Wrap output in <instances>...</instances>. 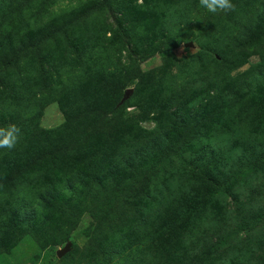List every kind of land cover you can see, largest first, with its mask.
<instances>
[{
  "label": "rangeland",
  "instance_id": "obj_1",
  "mask_svg": "<svg viewBox=\"0 0 264 264\" xmlns=\"http://www.w3.org/2000/svg\"><path fill=\"white\" fill-rule=\"evenodd\" d=\"M147 1L51 0L46 9L39 6L40 0H5L2 3L0 66L9 59L13 61L0 74V127H3V119L11 122V118L18 117L21 102L31 100L38 111L32 116L31 124L40 131L33 134L35 139L30 142L31 146L24 151L20 148L17 157L12 156L14 163L5 165L8 151L0 153V220L10 228L1 233L0 264H109L108 257L114 253L113 249L109 252L103 249L106 240L107 243L115 242L125 236L127 241L135 243L149 237H142L141 218L147 216L149 208L161 207L162 210L163 205L155 198L169 202L203 188L205 168H198V163H195L197 167L187 164L182 168L181 155L186 156L185 162L191 154L203 160L207 157L201 155L202 145L227 148L232 143L237 151L238 143L242 146L245 140L264 139V76L258 75L264 66V0H232L235 9L242 8L241 34L247 44L238 68H235L236 62L198 68L201 61L196 57L213 34L220 37L227 25H220L219 21L229 24L230 33L237 31L234 11L210 13L200 6L199 0H189L190 21L163 32L157 30V18L146 13ZM165 1L172 3L174 0ZM211 14L214 16L210 17ZM97 33L106 44L104 51L92 37ZM86 48L93 51L89 53ZM89 55L97 60L101 72H89ZM71 70L75 75L100 76L86 91L67 88L64 94L60 93L65 95L62 98L68 104L71 101L67 111L62 109L57 97L48 98L44 103L50 85L68 78ZM226 72L237 77L232 80L236 86L240 82L246 87L244 81L253 77L261 84L253 90L247 88L237 92L235 101L241 98L243 101L235 110L233 105L229 110L228 106L223 108L210 102L200 112L202 119L196 123V132L189 134L190 131L176 121L173 111L179 107L183 108V114L195 111L192 108L195 100L205 99L206 93L212 90V80ZM243 73L245 76L238 78ZM186 75L188 87L197 86L190 100L185 104L178 101L160 104L163 80L171 82L167 80L169 76ZM3 81L12 83L17 92L9 91ZM227 87L224 84L221 89ZM128 88L131 93L123 100ZM209 94L214 96L212 92ZM244 104H247L246 112ZM228 117L240 120L248 129H241L239 134L227 130L232 123L228 122ZM151 134L153 138L159 137L157 143L150 142ZM22 137L25 138L24 134ZM134 140L140 148V161L147 160L144 150H154L156 158H161L163 153L159 148L171 149L167 160L172 172L164 178L166 173L162 171L161 177L153 175L152 182L147 179L127 188L124 194L133 192V197L138 199L128 203L121 197L115 205L119 215L117 225L105 228L101 224L106 219L96 217V206L107 204L128 173L120 165V157H124L122 160L127 157L132 168H139L140 161L130 157L129 149L116 156L127 142L130 144ZM210 155L207 152V156ZM99 172L106 178L97 187L86 174ZM238 182L246 189L242 184L244 178ZM27 188L34 191L25 194L23 191ZM167 192H174V196L163 198ZM230 193L221 197L216 207L220 219L228 215L218 222L220 225L231 223L227 241L233 247L225 252L211 253L202 242L203 237L209 235L206 229H200L199 237L197 234L190 236L188 246L180 248L179 255L170 257L159 252L161 255L156 253V256L163 257L165 264H206L209 259L212 264H264V254L251 258V250H264V222L253 223L251 218L248 231L235 236L232 223L237 207ZM21 196H28L26 202L20 201ZM241 207L247 208L245 204ZM256 208L264 211V206L256 205ZM32 209L38 211L37 225L28 227L18 220L16 213ZM205 227L209 228L207 223ZM168 238L159 239L166 243ZM196 239L199 243H194ZM67 242H71L70 250L57 257L56 251ZM211 244L217 245L214 239ZM150 246L144 247L148 253ZM241 254L245 261L240 259ZM119 256H126L128 262L125 264H151L154 258L150 254L136 263L135 254ZM122 261L124 263L125 259Z\"/></svg>",
  "mask_w": 264,
  "mask_h": 264
},
{
  "label": "trees",
  "instance_id": "obj_2",
  "mask_svg": "<svg viewBox=\"0 0 264 264\" xmlns=\"http://www.w3.org/2000/svg\"><path fill=\"white\" fill-rule=\"evenodd\" d=\"M51 0H40V7L42 9H46L47 6L51 3ZM189 0H174L172 3H167L165 0H148L146 13H149L151 16L157 18L159 27L157 30H161L163 32H170L172 27L180 26L187 24L190 21V8L189 12L188 2ZM2 3H5V0H0V10L3 6ZM11 14L5 16L9 17ZM234 15L236 16V22L234 21L236 32L230 33L229 24L225 20H221L218 23L220 25L226 24L227 26L222 29L221 33L219 34L220 37H216L215 34L211 36L210 40L206 41V45H204L196 54L197 59L201 61V66L198 68H204V66H214L220 65L221 62L224 64H233L237 63L235 68H238L242 64L243 58V51L245 49V41L242 39V32H241V19H242V8L235 9ZM214 16L213 14L210 17ZM209 17V15H208ZM4 18V17H3ZM1 18V19H3ZM222 23V24H221ZM206 33L204 34V36ZM203 36V38H204ZM93 39L99 45L100 50H106V44L102 40H100V35L92 36ZM106 37V35H104ZM89 53L93 50L91 48H86ZM92 56L89 55V64L87 65L89 68V72H101L99 71L100 66L95 58H91ZM13 60L9 59V61L5 64L0 66V74H2L4 69L8 68L12 63ZM10 63V64H9ZM246 73H243L238 78H243ZM259 76H264V66L261 67L259 71ZM100 75H88L86 73L83 74H74V71L71 70V75L60 81H56L54 84L50 85L51 90H49V94L44 96V103L48 98L57 97L59 98V102L61 103V107L63 110L67 111L70 107L65 100L64 91L65 89L69 88V91L74 90H84L88 88L90 83L94 80H97ZM188 76H169L167 80L171 82H167L166 80L163 85L162 89V96L161 99L158 101L162 105H169L172 102L178 101L180 104H185V102L190 100L191 93L194 94L193 91L197 89L196 85H192V87H188L186 83V79ZM197 79V78H196ZM237 79L234 74L230 72H226L223 75H217L216 78L212 80V90L210 92L213 93L214 96H210V92L206 93V98H200L195 100V105L192 106L193 100L189 102L190 106L194 108L195 111L187 112L186 114L182 113L183 108L180 109L176 108L173 111L174 116L176 117V121L181 125L184 126L185 130L190 131L189 134H193L196 132V123H200L202 119V112L205 110V107L210 104V102L214 101L217 105H222L221 107L232 108L233 110L241 104L240 102L243 101L241 98L239 101H235L237 92H243V90H253V88L257 85H260L261 82L258 78L253 77L252 79H248L244 81V87L240 82L238 86L232 80ZM2 81V80H1ZM198 82V79H197ZM3 84L9 91L15 94L17 92L16 87L12 83H7L3 81ZM227 84L228 89L222 90V85ZM66 87V88H65ZM62 89V90H60ZM62 92V94H60ZM89 92V91H88ZM205 93V92H204ZM64 96V98H62ZM88 99H90L89 94L87 95ZM38 101V99H37ZM206 101V102H205ZM73 105V104H72ZM79 109L82 108V104L79 103ZM88 105L86 104V107ZM253 106H251L252 108ZM16 119L11 118V122L8 120H2L3 127L8 126L9 124H16L19 125L22 129V134H24L25 138H21L20 142L18 143L17 147L13 150V152L7 149H0L1 152H7L6 159L4 160L5 165L8 162H15L12 156H16L21 151L20 148H23L22 151L25 150L28 146H31L30 142H33L35 139V134L40 131L31 124L32 116H34L38 111L36 108V104L31 100H25L21 102L18 107ZM75 109V108H74ZM87 109V108H86ZM243 111H247V104L243 105ZM236 117V116H235ZM228 122L231 123L228 126L229 131L235 132L236 134L240 133L241 129H248V126L241 122L240 120L234 117H228ZM177 124V125H179ZM34 134V135H33ZM189 138L192 135H188ZM194 137H198L195 135ZM158 138H153L152 134L150 137L151 143H157ZM244 145H240L238 143L237 151L234 150L235 146L230 143L225 147H211L209 145H202L201 147V155L202 157H207V159H197L196 154H191L189 160L185 162L186 156L181 155L179 160L182 162V168L187 164H195L198 163V168L203 167L205 170L202 172V176L204 178L203 188L199 190V192H193V194L188 195L185 194L182 197L174 198L169 202H164L160 198H155V201L161 203L163 205L162 210L161 207L158 208H149L147 212V216H142V226L144 227L141 229L142 237L149 236L147 239L143 241H138L132 243L131 240L127 241L125 236H120L115 242L107 240L103 245V249L108 251L109 249H113L112 253L108 257L109 264H125L128 262L126 256H119L126 254L128 256L137 255L135 259L136 263H140L141 261L145 260L150 254L153 258L151 264H165V260L161 256L158 255L166 254V256H173L179 255L180 250L188 246V239L190 236L197 234L199 237V230L206 229L207 235L203 237L202 242L205 243L206 248H210L211 253H216L217 251L225 252L228 250L229 247H233V244L227 241V231L230 224H226L222 222L220 225L218 220L224 221L227 216H223L220 219L217 215V207L216 204L221 197L227 196V194H231L232 192L235 202V217L233 218V232L236 234L235 236L239 235L241 231H248L246 230L249 227V219L252 218L253 223H260L264 222V211H259L256 208V205L264 206V139L258 140L256 142H248L243 141ZM159 146V145H158ZM148 147V146H147ZM159 148V147H158ZM132 152L131 158L137 161H140L141 154L138 152L140 149L138 147L137 142L134 140L133 143H128L126 147L120 149L117 157L121 152ZM147 154L146 161L139 162V168L134 169L131 167V161L125 157L124 160L120 157V162L122 168L128 171L125 174V177L119 182V187L115 191V194L108 200L107 204L98 205L96 206V217H105L106 221L103 222L101 225L105 228H111L117 225L118 217L117 210L115 211L118 200L123 197L126 199L128 203H133L138 198L133 197V192L131 194L125 195L124 192L129 187H135L140 182L147 180L152 182L154 178V174L157 177H161L162 171L166 173L165 177L168 176V173L172 171L168 167V154L171 155V149H161L159 151L162 154L161 158H156L154 154V150H144ZM142 151V152H144ZM158 151V152H159ZM171 151V152H170ZM207 152H210L211 155L207 156ZM144 155V154H142ZM217 155V156H215ZM150 158V160H149ZM211 159V160H209ZM195 164V166L197 167ZM88 180H90L94 186L101 184V182H105L106 176L102 172L100 174H86ZM86 179V176H84ZM163 178V180H164ZM244 178V182L242 184L245 185L246 189L242 186H239L240 182L237 183L238 180ZM93 186V189H94ZM100 187V186H99ZM166 187H164L165 189ZM92 189V190H93ZM206 190V193H202V191ZM30 191H34L31 188L25 189L23 192L29 193ZM244 195V197H243ZM246 195V196H245ZM174 196V192H167V196H163V198H170ZM248 196V197H247ZM25 198L27 199L28 196ZM23 196L20 197L21 200H25ZM251 202L248 204V202ZM246 205L247 208H243L241 206ZM248 204V205H247ZM234 208V209H235ZM253 208V209H252ZM18 215V220L28 227H34L37 225V215L38 211L35 209L26 211L24 213H16ZM209 221H213V223H208ZM206 223L208 224L209 228H206ZM10 228L0 220V237L2 231L6 232ZM169 237L166 243L160 241L159 238L161 237ZM216 242V246L211 244L212 240ZM194 238L192 239V241ZM229 240V239H228ZM194 243H199V240L196 239ZM107 246H106V245ZM150 244V252L146 251V245ZM208 244V245H207ZM162 245V246H160ZM174 247H171V246ZM108 247V248H107ZM177 248V252L175 251ZM181 248V249H180ZM109 252V251H108ZM107 252V253H108ZM160 252V253H159ZM263 252L259 250H251V258L259 257ZM211 255V254H210ZM114 257H117V260H114ZM167 257V258H170ZM122 259H125L124 263ZM240 259L245 261L243 254L240 255ZM211 259H209L206 264H212ZM199 264V263H198Z\"/></svg>",
  "mask_w": 264,
  "mask_h": 264
},
{
  "label": "clouds",
  "instance_id": "obj_3",
  "mask_svg": "<svg viewBox=\"0 0 264 264\" xmlns=\"http://www.w3.org/2000/svg\"><path fill=\"white\" fill-rule=\"evenodd\" d=\"M202 8L210 13L235 11V4L232 0H199ZM22 138V129L19 125L9 124L0 127V149L13 150L17 147Z\"/></svg>",
  "mask_w": 264,
  "mask_h": 264
},
{
  "label": "water",
  "instance_id": "obj_4",
  "mask_svg": "<svg viewBox=\"0 0 264 264\" xmlns=\"http://www.w3.org/2000/svg\"><path fill=\"white\" fill-rule=\"evenodd\" d=\"M130 93H131V88H128L125 91L123 100H126ZM70 247H71V242H67L62 249H59V250L56 251L57 257L60 258L61 256H63L66 252H68L70 250Z\"/></svg>",
  "mask_w": 264,
  "mask_h": 264
}]
</instances>
